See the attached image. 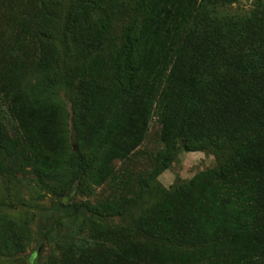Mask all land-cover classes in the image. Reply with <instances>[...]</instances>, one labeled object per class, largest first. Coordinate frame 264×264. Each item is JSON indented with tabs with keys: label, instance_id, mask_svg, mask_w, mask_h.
I'll list each match as a JSON object with an SVG mask.
<instances>
[{
	"label": "trees",
	"instance_id": "obj_1",
	"mask_svg": "<svg viewBox=\"0 0 264 264\" xmlns=\"http://www.w3.org/2000/svg\"><path fill=\"white\" fill-rule=\"evenodd\" d=\"M212 1L32 0L22 27L33 25L32 50L0 38L1 176L30 172L44 184L58 166L79 187L98 184L111 159L142 141L152 114L160 123L162 148L136 179L139 195L157 191L131 221L143 240L97 230L86 246L94 264L264 263V11L226 21L209 16ZM58 88L78 148L69 147ZM178 144L219 162L159 188ZM99 211L125 213L114 200ZM29 234L25 221L0 215V258L22 251Z\"/></svg>",
	"mask_w": 264,
	"mask_h": 264
},
{
	"label": "rangeland",
	"instance_id": "obj_2",
	"mask_svg": "<svg viewBox=\"0 0 264 264\" xmlns=\"http://www.w3.org/2000/svg\"><path fill=\"white\" fill-rule=\"evenodd\" d=\"M212 2L213 9L209 11V16L226 21L244 20L264 11V0H240L228 6H223L218 0ZM32 12V0H0L1 40L7 44H18L22 48L29 46L31 51L33 25H30V32H24L22 27L29 26ZM55 91L52 95L61 104L58 113L65 124L69 147L78 148L70 129L69 97L62 88ZM5 104L4 97L0 101V110H3ZM9 131L12 132L10 127ZM159 133L160 123L157 116L152 114L142 141L128 157L111 159L108 163L110 173L98 184L88 179L79 187L72 177V171L61 170L58 166L45 173L44 184L38 183L30 172L19 173L14 178L0 175V215L25 221L30 233L25 248L8 257L2 256L1 262L43 264L50 259L55 264H94L90 262L91 252L86 246L89 247L88 244L97 240V230L122 231L129 240H143L142 233L133 230L131 221L154 201L157 191L151 190L139 195L136 193V179L148 174L151 156L162 148ZM46 154L52 155L50 151ZM217 162L219 159L207 149L190 151L178 144L170 165L158 174L156 182L159 188L165 189L175 183L190 180ZM60 191L63 195H60ZM63 198L74 202L76 209L61 205ZM109 200L121 204L125 210L123 216L110 211L97 212L100 204ZM39 227L43 234L46 232L44 238L38 233ZM77 245H82L83 249L80 251Z\"/></svg>",
	"mask_w": 264,
	"mask_h": 264
}]
</instances>
